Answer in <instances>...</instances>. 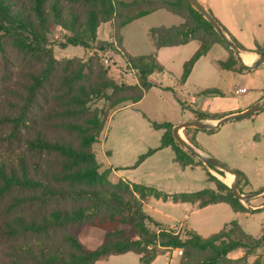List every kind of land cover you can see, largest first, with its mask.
Returning <instances> with one entry per match:
<instances>
[{"label": "trees", "instance_id": "obj_1", "mask_svg": "<svg viewBox=\"0 0 264 264\" xmlns=\"http://www.w3.org/2000/svg\"><path fill=\"white\" fill-rule=\"evenodd\" d=\"M71 1L65 7L57 0H0V55L5 56L6 50L12 49L40 64L39 69L26 71L21 102L14 104V111L0 115V122L8 125L4 140L21 141L25 146V151L14 156L0 157V200L5 201L3 208L7 212L2 233L23 241L18 257L9 264H96L111 255L130 251L139 255L140 264H151L168 248L182 250L178 264H241L244 257H232L230 252L238 248L252 251L260 246L264 235L257 238L247 233L237 220L208 236L186 226L182 234L164 226L144 207L148 198L155 197L197 203L200 207L226 202L236 212L247 211L231 187L208 169H205L207 179L216 188L167 192L123 178L111 181V169L100 170L93 150L101 141L107 115L98 107H90L93 100L104 99L108 102L106 113L111 115L118 108L142 99L151 87L161 86L150 77L164 70L156 54L133 56L123 45V28L136 18L158 9L183 17L184 21L178 25H159L148 31L150 40L158 48L192 39L200 42L199 48L184 63L181 82H185L195 62L212 45L230 47L188 0ZM103 22L112 25L115 49L127 66L138 70V83L111 77L98 54L78 64L73 59L64 60L63 69L58 72L62 62L46 44V33L52 25L70 27L73 35L67 42L89 47L90 41L97 39L98 27ZM231 51L228 59L219 61L220 66L239 72L248 70ZM254 51L264 54V46L257 45ZM202 93L223 94L211 88ZM40 98L50 103L47 113L39 112ZM196 113L198 118L218 119L226 115ZM150 124L164 130L160 146L141 154L134 167L163 147L173 150L174 160L182 167L204 165L173 137L172 122L150 120ZM48 128L55 132L50 134L45 130ZM186 130L198 128L186 127ZM190 140L200 148L193 136ZM242 174L246 180L247 176ZM25 207H31L29 214L23 211ZM83 226L104 230V240L99 246L88 248L80 241L76 230ZM252 264H261V261L258 258Z\"/></svg>", "mask_w": 264, "mask_h": 264}, {"label": "rangeland", "instance_id": "obj_2", "mask_svg": "<svg viewBox=\"0 0 264 264\" xmlns=\"http://www.w3.org/2000/svg\"><path fill=\"white\" fill-rule=\"evenodd\" d=\"M57 1L65 7L72 2L71 0ZM77 7L83 8L81 5ZM182 21L183 18L180 15L166 9H159L132 20L123 28V44L130 54L139 56L154 51L157 53L165 69L162 72L153 73L152 76L168 88L152 87L141 102L119 108L111 115L106 113L108 107L106 100L95 99L90 103L91 108L98 107L103 114L107 115L101 141L93 146V150L101 165L100 170L111 169L109 174L111 181L123 177L132 182H142L168 192H181L205 187L216 188L213 182L207 180L204 169H208L229 187L234 180L230 172L220 168L218 171L205 163L203 166L181 167L174 161V153L170 147L157 149L134 167L141 154L146 153L150 148L160 146L164 130L152 127L150 120L170 121L175 125L186 121L190 112L196 111L194 107H199V103L183 105L182 100L190 99L194 95L201 101L204 97L201 90L206 87L220 89L228 96H236L241 106L250 107L249 105H252L250 103H253L255 99L256 93L252 94L255 88L244 77L225 70L218 64V59H228L232 52L231 48L228 49L219 43L213 45L210 51L199 59L184 86L179 83L184 60L193 54V48L199 42L193 40L182 47L179 53H174L169 47L157 49L150 40L148 31L154 26L175 25ZM72 35L73 31L70 27L58 24L52 25L50 31L46 33L47 46L52 49L54 57L62 62L58 72L61 73L64 60L73 59L75 64H78L89 56L98 54L101 63L109 68L111 77L117 81L130 83L137 81L138 70L128 67L124 58L115 49L113 28L110 23L103 22L98 27L97 39L90 41L89 47L68 43L67 39ZM243 55L247 56L245 53ZM39 68L40 64L12 49H7L5 56L0 55V115L14 111V104L21 102L22 84L27 80L26 71ZM262 80H264V67H260V82ZM240 85H246L250 90L241 93L238 88ZM211 98H213L212 95ZM227 98L218 99L221 102H227L229 100ZM39 100V112L47 113L50 103L44 98ZM45 130L50 134L55 132L49 128ZM188 130L182 128L180 134L202 150L191 142L192 135ZM7 132L8 125L0 122V157L14 156L18 152L25 151L21 141L4 140ZM263 133L264 107L247 117L228 121L213 132L201 129L199 133L200 144L208 154L247 176L246 180L240 179L239 190L244 194L257 192L256 195L241 200L247 211L236 212L226 202L194 208L189 203H175L154 197L148 204L149 212L158 221L174 225L182 234H184L185 226L179 225L181 220H186L187 224L202 236L217 232L230 221L237 220L247 233L257 238L262 237L264 235ZM194 142L200 145L196 139ZM4 199H7V196ZM3 202L5 201L0 200V264H9L13 258L18 257L19 247L23 241L9 238L2 233L3 220L7 216ZM23 211L29 214L31 207H25ZM76 235L86 247L96 248L104 240L105 232L99 227L83 226L76 230ZM164 251V254H160L151 264L179 263L181 249L168 248ZM174 251L173 261H169L165 253L173 257ZM230 256L244 257L241 264H252L258 258L261 264H264V237L260 246L254 250L247 252L245 248H238L230 252ZM96 264H140V260L137 253L130 251L111 255L107 259L97 261Z\"/></svg>", "mask_w": 264, "mask_h": 264}, {"label": "crops", "instance_id": "obj_3", "mask_svg": "<svg viewBox=\"0 0 264 264\" xmlns=\"http://www.w3.org/2000/svg\"><path fill=\"white\" fill-rule=\"evenodd\" d=\"M209 10L212 11V13L214 14V16L230 31V33H232V35L246 48L245 50H242V56L243 54H247L244 55L243 58H245V62L247 64H252L258 55V52L254 51L257 47V45L259 46H264V0H200ZM159 10V9H158ZM167 10V9H166ZM169 11V10H168ZM171 12V11H170ZM173 13V12H172ZM183 18V17H182ZM184 21V19H183ZM182 21V22H183ZM181 22V23H182ZM178 25V24H175ZM166 26H170V25H166ZM193 40L196 39H192L187 43L184 44H178V45H170V46H163V47H169L171 49H173L172 51L174 53H179L182 49V47H184L185 45H188L189 43H191ZM198 41V40H197ZM199 42V41H198ZM124 45V44H123ZM215 45V44H214ZM155 46V45H154ZM200 46V42L198 43V45H196L193 48V54L194 52L199 48ZM213 46V45H212ZM211 46V48H212ZM125 47V46H124ZM156 47V46H155ZM157 49L162 48V47H156ZM210 48V49H211ZM210 51V50H209ZM208 51V52H209ZM207 52V53H208ZM152 53L156 54V57L158 59L157 53L154 51ZM206 53V54H207ZM149 54V53H148ZM192 54V55H193ZM204 54V55H206ZM191 55V56H192ZM202 55V56H204ZM190 56V57H191ZM201 56V57H202ZM187 57L184 60V63L190 58ZM200 57V58H201ZM199 58V59H200ZM199 59L195 62L191 72L193 71L196 63L199 61ZM227 59V58H226ZM226 59H218V64L220 60L225 61ZM159 61V59H158ZM163 66L164 64L159 61ZM183 63V64H184ZM220 65V64H219ZM221 67V66H220ZM260 67H264V63L260 64L259 66L255 67V68H249L248 70H244V71H234V70H229V69H225L228 70L230 72L233 73H237L239 74L241 77H244L246 79V81L248 83H250L255 89V91L252 92L253 95H255V99L253 103L250 104H254L255 102L261 100L264 96V80H262L260 82ZM222 68V67H221ZM165 69V66H164ZM183 70H184V65H183ZM190 72V74H191ZM155 73V72H154ZM183 74V73H182ZM189 74V76H190ZM153 73L151 74V79L154 80L155 82L159 83L161 86H153V87H161V88H165L167 86H165L164 84H162L161 82L157 81L153 76ZM182 76V75H181ZM188 76V77H189ZM187 77V79H188ZM181 79V77H180ZM179 79V83L181 85L184 86V83L187 81V79L185 80V82H181ZM130 83V82H129ZM135 83H138V79ZM152 88V87H151ZM150 88V89H151ZM211 87H206L204 89L201 90V93L203 90L205 89H209ZM240 88H246V91H241V93H246L248 92L250 89H248V87L246 85H240L238 87ZM149 89V90H150ZM211 89H217V88H211ZM148 90V91H149ZM220 92H222L223 94H208V95H204V97L202 98L201 101H199V99L192 95L190 97V99L187 100H182L185 104L187 103H192L194 105L199 103V107H194L196 111H201V112H208L211 114H230L233 112H237V111H241V110H245L246 108H248V106H241L240 105V100L236 97V96H228L226 95L225 92L221 91L220 89H217ZM263 90V91H262ZM144 94V96L142 97V99H140L137 102H141L143 100V98L146 96L147 92ZM211 95L213 96V98H211ZM215 97H217L215 99ZM228 97V98H227ZM218 98H224V99H229L227 100V102H221ZM212 101V102H210ZM135 102V103H137ZM131 104H127L125 106L122 107H127L132 105ZM251 106V105H249ZM120 107V108H122ZM119 109V108H118ZM195 111V112H196ZM194 111L190 112L191 114L188 115V119H196L197 117V113H195ZM225 116V115H224ZM203 119H209V120H217V119H213V118H203ZM203 130V129H202ZM205 130V129H204ZM216 130V129H215ZM201 129L198 130H191V135L196 139V142H198L200 144V140H199V133H200ZM210 132V131H209ZM200 148L204 151L207 152V150L200 144L199 145ZM165 148V147H163ZM160 149V148H159ZM173 151V150H172ZM174 153V152H173ZM208 153V152H207ZM174 159V157H173ZM175 161V160H174ZM176 162V161H175ZM197 166V165H194ZM201 166V165H199ZM182 167V166H181ZM189 167V166H187ZM186 168V167H183ZM204 169V168H203ZM114 170V169H113ZM205 170V169H204ZM206 173V172H205ZM207 177V176H206ZM118 178H123V177H118ZM125 179V178H123ZM248 179V178H247ZM127 180V179H125ZM208 180V179H207ZM142 183V182H139ZM214 188V187H212ZM202 189V188H201ZM199 190V189H198ZM196 191V190H194ZM168 192V191H167ZM154 198V197H150L148 198L145 203H144V207L145 209L149 212V210L147 209L148 204L150 202V200ZM160 199V198H158ZM172 201V200H171ZM174 202V201H173ZM175 203H189L192 205V207L196 208H202L200 207L197 203H192V202H175ZM218 203V202H217ZM211 204H215V203H211ZM209 205V204H208ZM207 206V205H206ZM205 207V206H203ZM150 213V212H149ZM151 214V213H150ZM152 215V214H151ZM153 216V215H152ZM157 220V219H156ZM161 222V221H160ZM163 223V222H161ZM164 226L168 227V228H173L176 229L174 225H168L163 223ZM180 226H186L190 229H192L186 222V220H181L180 221ZM177 230V229H176ZM194 230V229H193ZM212 234V233H211ZM171 249V248H169ZM174 249V248H173ZM181 253V252H180ZM164 254V253H163ZM168 256V260L173 261V258L175 256V251L173 253V257H170L167 253H165ZM159 256V255H158ZM157 256V257H158ZM110 257V256H109ZM156 257V258H157ZM153 262V261H152Z\"/></svg>", "mask_w": 264, "mask_h": 264}, {"label": "water", "instance_id": "obj_4", "mask_svg": "<svg viewBox=\"0 0 264 264\" xmlns=\"http://www.w3.org/2000/svg\"><path fill=\"white\" fill-rule=\"evenodd\" d=\"M190 4L211 23L214 29L218 32V34L225 40L226 44L233 50L235 53L238 62L245 67L255 68L260 64L264 63V54L258 53L256 60L252 64H247L242 56V49L238 46V44L228 35V33L223 28L222 24L218 21V19L214 16V14L200 1V0H188ZM264 107V96L261 100L255 102L250 107L245 110L233 112L230 114H226L225 116L218 118L217 120H209L203 118L190 119L178 124H175L172 129L173 137L181 143L187 150L197 156L203 163L208 164L210 166L223 169L227 172L233 173L235 175L233 182L231 183V189L233 190V194L236 198L242 200H246L256 193H242L238 184L243 174L241 171L236 170L220 161L218 158L212 156L211 154L205 153L204 151L195 147L192 143H190L187 139L182 137L180 134V130L186 127H195L198 129H217L221 125L225 124L228 121L236 120L258 112Z\"/></svg>", "mask_w": 264, "mask_h": 264}, {"label": "built area", "instance_id": "obj_5", "mask_svg": "<svg viewBox=\"0 0 264 264\" xmlns=\"http://www.w3.org/2000/svg\"><path fill=\"white\" fill-rule=\"evenodd\" d=\"M239 90L243 92V91H246V88H240Z\"/></svg>", "mask_w": 264, "mask_h": 264}, {"label": "bare ground", "instance_id": "obj_6", "mask_svg": "<svg viewBox=\"0 0 264 264\" xmlns=\"http://www.w3.org/2000/svg\"><path fill=\"white\" fill-rule=\"evenodd\" d=\"M243 57H244V55H243ZM244 60H245V58H244ZM245 61H246V60H245ZM230 174H231V177L234 178V176H233L234 174H233V173H230Z\"/></svg>", "mask_w": 264, "mask_h": 264}]
</instances>
